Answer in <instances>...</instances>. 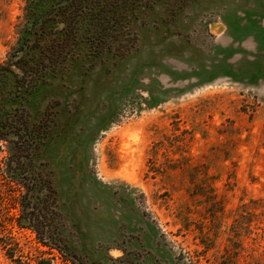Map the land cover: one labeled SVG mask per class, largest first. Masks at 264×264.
<instances>
[{
  "label": "rangeland",
  "instance_id": "obj_1",
  "mask_svg": "<svg viewBox=\"0 0 264 264\" xmlns=\"http://www.w3.org/2000/svg\"><path fill=\"white\" fill-rule=\"evenodd\" d=\"M24 3L0 0V60ZM131 25L25 102L59 215L41 235L0 202V264H264V0H163Z\"/></svg>",
  "mask_w": 264,
  "mask_h": 264
},
{
  "label": "trees",
  "instance_id": "obj_2",
  "mask_svg": "<svg viewBox=\"0 0 264 264\" xmlns=\"http://www.w3.org/2000/svg\"><path fill=\"white\" fill-rule=\"evenodd\" d=\"M161 1L25 0L17 41L0 60V202L10 200L20 223L24 219L41 235L50 234L59 215L50 174L37 165L49 127L33 120L25 103L30 94L40 82L68 71L84 43L90 47L85 55L122 53L124 45L115 41L133 42V21Z\"/></svg>",
  "mask_w": 264,
  "mask_h": 264
}]
</instances>
